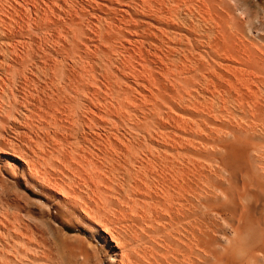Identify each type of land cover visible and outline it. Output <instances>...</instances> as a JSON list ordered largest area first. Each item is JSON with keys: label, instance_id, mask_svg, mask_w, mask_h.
Listing matches in <instances>:
<instances>
[{"label": "bare ground", "instance_id": "1", "mask_svg": "<svg viewBox=\"0 0 264 264\" xmlns=\"http://www.w3.org/2000/svg\"><path fill=\"white\" fill-rule=\"evenodd\" d=\"M0 264H264V6L0 0Z\"/></svg>", "mask_w": 264, "mask_h": 264}, {"label": "rangeland", "instance_id": "2", "mask_svg": "<svg viewBox=\"0 0 264 264\" xmlns=\"http://www.w3.org/2000/svg\"><path fill=\"white\" fill-rule=\"evenodd\" d=\"M254 1L257 4V6L260 7L264 6V0H254ZM52 219L57 224L63 225L68 230V233H75V230H73L69 225H67L57 213L55 212L53 213Z\"/></svg>", "mask_w": 264, "mask_h": 264}]
</instances>
